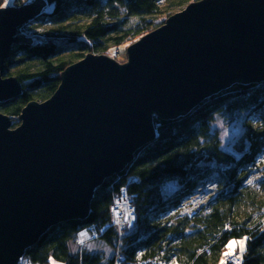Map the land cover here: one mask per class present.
<instances>
[{
    "label": "water",
    "instance_id": "95a60500",
    "mask_svg": "<svg viewBox=\"0 0 264 264\" xmlns=\"http://www.w3.org/2000/svg\"><path fill=\"white\" fill-rule=\"evenodd\" d=\"M44 0L0 8V105L21 85L3 78L18 36ZM128 62L88 54L61 75L20 125L0 112V264L61 223L85 221L96 190L157 138L155 119L186 117L234 85L264 82V0H201L127 50Z\"/></svg>",
    "mask_w": 264,
    "mask_h": 264
},
{
    "label": "trees",
    "instance_id": "16d2710c",
    "mask_svg": "<svg viewBox=\"0 0 264 264\" xmlns=\"http://www.w3.org/2000/svg\"><path fill=\"white\" fill-rule=\"evenodd\" d=\"M42 11L19 33L32 32L31 43L13 46L3 78H15L21 94L0 105L16 128L31 102L50 99L61 85L62 73L88 54L109 55L112 49L136 43L166 23V0H44ZM200 0H186L182 6ZM3 0H0V4ZM23 6L26 0H15ZM166 17L165 20H157ZM160 21V22H159ZM246 115V149L224 151L212 129L215 117ZM157 138L142 148L127 169L96 190L85 221L52 227L28 248V264H113V256L77 250L78 233L100 230L110 221V209L124 187L135 196L137 222L122 238L110 228L100 240L110 250L119 244L126 264L153 259L165 264H221L230 240L245 236L243 264H264V82L231 89L203 102L186 117L155 119ZM257 179L248 184L249 176ZM131 178L135 183L129 184ZM176 184V189L167 188ZM210 197L191 204L203 189ZM94 242V241H92ZM109 256V257H108ZM226 264H232L227 261Z\"/></svg>",
    "mask_w": 264,
    "mask_h": 264
},
{
    "label": "rangeland",
    "instance_id": "374dc122",
    "mask_svg": "<svg viewBox=\"0 0 264 264\" xmlns=\"http://www.w3.org/2000/svg\"><path fill=\"white\" fill-rule=\"evenodd\" d=\"M14 1L15 0H12V3L8 7H5V8L23 7L26 5L33 4L36 0H26L27 3H24L25 5L19 6V7L15 6ZM184 1H186V0H166L163 2V4H161L162 5L161 9L167 10V13H171L172 15H174V14L179 13L180 11H182L188 7V5L182 6ZM194 2H196V1H194ZM194 2H192V3H194ZM46 8L48 9L47 3L44 6L42 11H44ZM165 18L166 17H162L161 19H157V20L161 21V20H165ZM30 33H32V32H26V34H29V35H24V34L18 33V36L25 37V38H31L33 40V37H32L33 35ZM130 46H131V44H126V45H122L121 47L114 48V49H112L110 54L107 56L111 57L112 59L118 61L121 64L126 63V62H128L127 50ZM245 120H246L245 114L238 115L237 117H234L231 119H229L226 115H221V116L215 117V120L212 123V129H213V131H215V133H217V135L219 137L220 144H221L220 147L224 151H226L225 149L230 148L231 151H226V152L234 154L236 158L239 156L240 151L246 149V141L244 138V134H245V124L247 122ZM236 127H239L241 129L239 136L233 135V129ZM225 130L228 131L229 136L222 139ZM222 145H223V147H222ZM257 178H258L257 174H251L249 176V179H252V180H255ZM176 187H177L176 184H173L167 188V191L168 192L173 191L174 189H176ZM212 190H213L212 187H208L206 189H203L202 192H199L192 200L191 204L193 205V208L201 206L202 203H204V201L211 196L209 192H212ZM87 243L90 246L91 244L94 245L96 243V241H94V242L88 241ZM102 247H103L102 248L103 250H107V253L109 256L114 255V250L110 251L106 246H102ZM77 250H78V248H77ZM229 251H231V250L228 248L227 252H229ZM235 251H236V255L239 256V247L238 246L236 247ZM78 253H79V250H78ZM21 264H28V262L23 261ZM55 264H59V263L55 262ZM172 264H176V263L173 262Z\"/></svg>",
    "mask_w": 264,
    "mask_h": 264
},
{
    "label": "built area",
    "instance_id": "2783aa9c",
    "mask_svg": "<svg viewBox=\"0 0 264 264\" xmlns=\"http://www.w3.org/2000/svg\"><path fill=\"white\" fill-rule=\"evenodd\" d=\"M137 180L135 178H131L129 184L135 183ZM135 196L131 194L128 190V187H124L120 193L115 197L114 202L110 209V221L102 228L97 229L93 226L85 228L78 233V241L77 248L79 250V254L84 256L86 252L87 242L88 241H97L100 240L105 232L110 228H114L119 232L120 237L129 235L137 222V214L134 206ZM119 202V203H118ZM131 212L132 216L135 217L134 220H131V227L129 224L125 222V213ZM117 213H119V217H117ZM118 221V222H117ZM84 232L85 235L81 236L80 233ZM81 241H83L81 243ZM225 261L232 262V256H226ZM113 264H126L125 256L121 251V245L119 244L117 250L114 252ZM138 264H165L164 262L148 259L142 260L138 262Z\"/></svg>",
    "mask_w": 264,
    "mask_h": 264
},
{
    "label": "snow or ice",
    "instance_id": "6c2138e0",
    "mask_svg": "<svg viewBox=\"0 0 264 264\" xmlns=\"http://www.w3.org/2000/svg\"><path fill=\"white\" fill-rule=\"evenodd\" d=\"M11 3H12V0H3V3L0 4V8L8 7ZM240 132H241V129L239 127H236V128L233 129V135L234 136H239ZM228 136H229V133H228L227 130H225L222 139L226 138ZM222 147H223V145H222ZM225 150L226 151H231L230 148H227ZM247 183L248 184H252L253 180L249 179L247 181ZM117 217H119V213H117ZM124 219H125V222H127L129 224V227H131V220H134L135 217L132 216L131 212H128V213H125ZM261 231H264V228H261ZM80 235L84 236L85 233L81 232ZM248 239L249 238L247 236H245V237H243V238H241L239 240L233 239V240H230L228 242V244L226 245V247H228L231 251L224 253V255L233 257L232 264H243L242 257H243V254L247 251V241H248ZM82 242L83 241H81V243ZM237 246L239 247V256L236 255V251H235ZM53 264H55V261H53ZM221 264H226V261L221 260Z\"/></svg>",
    "mask_w": 264,
    "mask_h": 264
},
{
    "label": "crops",
    "instance_id": "0c3cea01",
    "mask_svg": "<svg viewBox=\"0 0 264 264\" xmlns=\"http://www.w3.org/2000/svg\"><path fill=\"white\" fill-rule=\"evenodd\" d=\"M105 246L103 243H102V241H98V242H96L94 245H90L89 247H88V249H89V251H91V252H93V253H96V252H101V253H103V254H107L108 255V253H107V250H103L102 248V246ZM109 249V248H108ZM110 250V249H109ZM111 251V250H110ZM23 261H26V260H24L23 259Z\"/></svg>",
    "mask_w": 264,
    "mask_h": 264
}]
</instances>
